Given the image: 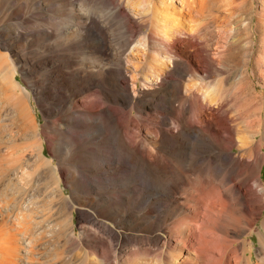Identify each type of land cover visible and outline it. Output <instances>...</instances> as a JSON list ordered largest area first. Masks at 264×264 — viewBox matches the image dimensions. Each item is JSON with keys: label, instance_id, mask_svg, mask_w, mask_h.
<instances>
[{"label": "bare ground", "instance_id": "6f19581e", "mask_svg": "<svg viewBox=\"0 0 264 264\" xmlns=\"http://www.w3.org/2000/svg\"><path fill=\"white\" fill-rule=\"evenodd\" d=\"M91 1L105 19L82 13L74 35L92 51L80 61L68 57L80 92L90 93L79 97L67 84L55 116L66 125L69 119L80 125L99 121V131L109 133L100 155L109 166L105 173L126 177L127 195L144 182L129 170L133 155L160 176L153 188L155 206L164 208L162 231L145 237L144 264H264V0ZM69 42L48 46L47 57L64 55L61 49L74 47ZM16 94L10 107L17 129L34 131L35 118L26 125L29 113ZM168 137L177 141L172 152L178 158L161 148ZM38 148L43 161L42 142ZM47 163V176L62 193L58 168ZM9 171L0 167V176ZM123 192L117 196L126 202ZM152 210L144 215L153 216ZM102 241H94L93 253L106 264H120ZM150 241L163 249L153 253ZM3 253L0 264H9Z\"/></svg>", "mask_w": 264, "mask_h": 264}, {"label": "rangeland", "instance_id": "374dc122", "mask_svg": "<svg viewBox=\"0 0 264 264\" xmlns=\"http://www.w3.org/2000/svg\"><path fill=\"white\" fill-rule=\"evenodd\" d=\"M93 3L91 0H0V100H3L0 102V167L10 170L9 176H0V240L2 245L5 243L4 247L0 246L15 250H3L8 254L5 255L9 264L16 261V264H106L93 253L92 246L97 238L103 240L108 257L118 263L135 261L144 264L148 261L144 252L145 237L150 236L151 230L158 234L162 231L164 208L156 207L154 203L159 195L153 186L160 182L156 171H148V163H140L133 155L127 165L137 179L142 178L146 189L141 185L135 194L127 195L123 192L124 188L131 187L127 178L116 176L114 180L105 173L109 166L101 162L100 155L102 142L109 133L99 131V121L80 125L69 119L66 125L55 116L56 103L63 98L61 93H68L67 84L72 85L73 92L79 93V97L89 96L90 92H80L81 82L73 73L76 71L71 66L74 63L68 57L76 55L80 61L83 52L92 51L91 47L82 48L74 34L82 23V13L104 21L105 17ZM106 11H109L107 6ZM128 12L133 16L136 14L131 10ZM73 40L74 47L61 49L64 55L47 57L48 46ZM33 63L40 67L35 69ZM10 85V90H6ZM12 94L21 97L29 113V124L26 125L35 118L38 126L34 131L17 129L20 123L14 119L15 113L10 107ZM41 142L43 161L39 160L37 152ZM176 144L177 141L168 137L161 148L171 157L178 158L172 152L177 150ZM13 159L15 161H11ZM47 160L58 168L62 193L56 189L52 176H47ZM120 191L126 195V202L118 199ZM147 210L154 211L156 217H146L144 212ZM202 212L206 213V219L211 216L208 211ZM261 220L258 219L257 226ZM116 230L121 238L114 233ZM252 239H257L256 234ZM149 243L153 253L163 249L161 242ZM254 245L255 251L258 243ZM3 252L0 258L4 257ZM152 256L150 259L155 261L156 254Z\"/></svg>", "mask_w": 264, "mask_h": 264}]
</instances>
